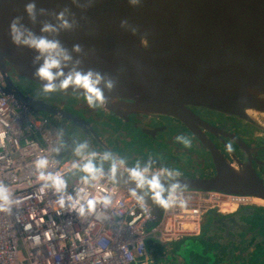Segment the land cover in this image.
<instances>
[{
  "label": "water",
  "instance_id": "1",
  "mask_svg": "<svg viewBox=\"0 0 264 264\" xmlns=\"http://www.w3.org/2000/svg\"><path fill=\"white\" fill-rule=\"evenodd\" d=\"M0 73L2 92L21 109L72 132L89 133L88 123L66 101L28 96L11 76L88 96L121 119L172 117L196 134L210 151L212 173H125L92 157L91 174L130 187L150 207L152 222L172 189L264 199L251 159L231 153L230 162L200 136L191 110L218 111L264 129V0H0ZM207 222L209 241L185 239L159 264L184 263L186 248L191 264H264V214L257 208L210 214Z\"/></svg>",
  "mask_w": 264,
  "mask_h": 264
},
{
  "label": "built area",
  "instance_id": "2",
  "mask_svg": "<svg viewBox=\"0 0 264 264\" xmlns=\"http://www.w3.org/2000/svg\"><path fill=\"white\" fill-rule=\"evenodd\" d=\"M2 84L0 73V264H149L148 239L194 237L209 211L259 206L250 195L178 188L153 223L132 189L102 173L67 177L86 158H59V130L21 109Z\"/></svg>",
  "mask_w": 264,
  "mask_h": 264
},
{
  "label": "flooded vegetation",
  "instance_id": "3",
  "mask_svg": "<svg viewBox=\"0 0 264 264\" xmlns=\"http://www.w3.org/2000/svg\"><path fill=\"white\" fill-rule=\"evenodd\" d=\"M11 77L13 83L24 94L35 99L56 104H59L61 101H66L67 109H74L77 114L83 117L88 123L86 124L87 131L98 138L97 143L93 137L91 138L86 134L84 136L85 141L82 142L75 151V154L78 153L82 158H86L83 162L85 165L89 162L88 160L94 159L92 158L95 156V154L92 153L93 147L97 149L103 147L104 150L103 152L101 151L102 153H99V157H103L105 163L120 162L130 171H157L162 174L171 173L180 175H205L207 173L206 170L214 171L210 151L204 146V142L190 131L186 125L172 117L142 115L139 118L134 114H129V119L123 120L105 111L101 106L99 107L93 100H89V98L84 95L54 88L43 89L22 80L16 75ZM49 93H53L52 97H56L54 95L57 93L59 97L52 99ZM73 95H79V98L75 97L77 101H68ZM83 96L87 100H85ZM191 110L199 116L200 122L197 131L200 136L202 135L206 141L217 147L230 162H232L230 158L231 153H234L241 162L250 158L253 167L264 181V129H262L260 122L251 123L235 116L204 108L191 107ZM63 125L65 127H63ZM207 125L210 126V129L207 128ZM69 126L70 125H68V130L70 132L71 126ZM58 127L62 130V133L68 132L67 126L64 123H59ZM144 128H149L151 131L147 132ZM130 131L138 134V139L141 140L139 143L133 141L132 145H138L140 143L145 144V146L147 144L148 146L151 145V149H155L154 153L156 158L151 155L150 151L142 155L125 156L117 143L120 145L118 141L120 139L122 142L123 139L128 140L132 138L134 140L132 132ZM243 131H245L244 134L242 133ZM111 141L113 143H111ZM184 141L187 142V145L184 144ZM243 146H245V148ZM147 149L150 150L149 147ZM174 151H179L177 156L173 155L175 154ZM170 152H172V154ZM185 153L188 155L194 154V157L197 155L199 161L203 165L202 170L197 169L192 171L189 170L186 163L182 165L180 156ZM116 158L119 161H116ZM74 160L76 159H73V161ZM175 166H181L187 171L185 172L186 174L172 170ZM167 167L171 169L172 172L167 171ZM248 207L257 208L264 213V204ZM241 209L243 208L237 211ZM211 214L218 213L212 211ZM230 214L231 213L225 215L229 216ZM202 227L201 223V228ZM169 256H171V254H169L166 259Z\"/></svg>",
  "mask_w": 264,
  "mask_h": 264
},
{
  "label": "rangeland",
  "instance_id": "4",
  "mask_svg": "<svg viewBox=\"0 0 264 264\" xmlns=\"http://www.w3.org/2000/svg\"><path fill=\"white\" fill-rule=\"evenodd\" d=\"M49 95L52 97L53 93H49ZM54 96L59 97V95L57 93ZM56 97H52V99H56ZM75 97L79 98V95H73L72 97H70L68 99V101H77V99ZM84 99L87 100L86 98H84ZM53 121L55 122L56 120H53ZM55 126L58 127L59 123L58 124L56 123ZM63 127H65V126L63 125ZM130 132H132V131H130ZM244 132L245 131H243L242 133L244 134ZM132 135L134 137V140L132 138H129L128 140L123 139V142H122L121 139L120 140L117 139L120 142V145L118 143H117V145L121 148V150L123 151V153L125 154L126 157L135 156L137 154L142 155V154L148 153V151H150L151 155L154 158H156L155 157V153H154L155 149H151V145L148 146V144H147L145 146V144L140 143V144H138L136 146H133L132 145L133 141H136L137 143H139L141 140L138 139V137H139L138 134L132 132ZM59 136L61 138L60 142H61L62 146L66 147L68 150H70V152H75L77 147H79L81 145V143L85 141V138H84L85 134L74 133L72 131H70L69 133L68 132L67 133H62L61 132V133H59ZM184 142H185L184 144L187 145V142L186 141H184ZM148 147L150 148V150L147 149ZM132 149H133V152H132ZM100 152H101L100 148L97 149V148L93 147V152H92L93 154L97 155ZM174 152H175V154H173V155L177 156V153L179 151H174ZM58 153H57V156L60 157L61 159H64L60 155H58ZM170 153L172 154V152H170ZM180 159L182 161L181 164L184 165L186 163L188 165L189 170H192V171H195L197 169H201L202 170V166L203 165L199 161V157H197V155H196V157H194V154L188 155L187 153H185L184 155L180 156ZM88 161L89 162L86 164V168H87V172L90 174L92 172L94 164L96 165L97 160L90 159ZM172 170L179 171L182 174H186L185 172H187L181 166H175L174 168H172ZM172 170L167 167V171H171L172 172ZM206 171H207V173L211 172L209 170H206ZM67 177H69V174L67 175ZM209 212L212 213V211H209Z\"/></svg>",
  "mask_w": 264,
  "mask_h": 264
},
{
  "label": "crops",
  "instance_id": "5",
  "mask_svg": "<svg viewBox=\"0 0 264 264\" xmlns=\"http://www.w3.org/2000/svg\"><path fill=\"white\" fill-rule=\"evenodd\" d=\"M65 148V147H64ZM63 146L62 148L59 150L58 155H60L62 158H67V159H76L79 158L80 155H78V153L75 154V152H70V150L68 149H64ZM60 158V157H59ZM79 159L75 162V164L73 165V170L71 171V173H69V177L71 176H76V177H85V176H91L94 174H89L87 172V168L86 165L81 163L78 164ZM234 213V212H233ZM211 214V212H207L204 217H203V222H202V226L207 222L208 216ZM202 233V228L200 230V234ZM199 234V236H200ZM190 238H195V237H190ZM152 239H149V241H151ZM155 241V240H153ZM147 242V250H148V254L151 257V262L149 264H159V262L162 260V258H166L169 254L172 253V251L175 250L176 248V242H172L169 244H162L158 241H155L156 244L154 245H149V243ZM158 243V244H157ZM160 244V245H159ZM158 246L162 247V252L157 254L156 252L158 251ZM174 249V250H171ZM155 254L158 255L159 258H156Z\"/></svg>",
  "mask_w": 264,
  "mask_h": 264
},
{
  "label": "trees",
  "instance_id": "6",
  "mask_svg": "<svg viewBox=\"0 0 264 264\" xmlns=\"http://www.w3.org/2000/svg\"><path fill=\"white\" fill-rule=\"evenodd\" d=\"M84 97V96H83ZM86 97V96H85ZM84 97V98H85ZM87 98H88V96H87ZM113 126V125H112ZM117 127H118V125H117ZM82 134H84V133H82ZM111 143H113L112 141H111ZM126 145V144H125ZM133 146H136V145H133ZM259 212L261 211V210H258ZM263 213V212H262ZM264 214V213H263ZM205 227V231L203 230V228ZM206 227H208L207 229H206ZM203 228H202V233L200 234V236L198 235L197 237H195V238H191V239H198V240H201L202 242H206V241H209L210 239H211V237H212V234H211V232L213 231L212 229H210V224H209V222H206L204 225H203ZM185 239H190V238H185ZM185 239H183V240H185ZM183 240H181V241H179V242H176V248H175V250H174V252H176V251H178L179 250V245L182 243V241ZM204 240V241H203ZM149 243V245H154V244H156V242L155 241H153V240H151V241H149L148 242ZM158 244V243H157ZM160 245V244H159ZM172 250V249H171ZM162 252V247H160V246H158V251L156 252L157 254H159V253H161ZM157 254H155V256H156V258H158V259H161V258H159L158 257V255ZM181 254L183 255V259H184V263H182V264H191V256H192V251H190L189 249H182L181 250ZM162 260H166V258H162ZM161 260V261H162Z\"/></svg>",
  "mask_w": 264,
  "mask_h": 264
},
{
  "label": "bare ground",
  "instance_id": "7",
  "mask_svg": "<svg viewBox=\"0 0 264 264\" xmlns=\"http://www.w3.org/2000/svg\"><path fill=\"white\" fill-rule=\"evenodd\" d=\"M220 113V112H219ZM124 120V119H123ZM86 135V134H85ZM87 135L88 136H90L91 138L93 137L94 139H95V141L98 143V138L96 137V136H94L92 133H87ZM114 145V144H113ZM116 161H119V160H117V158H116ZM118 163V162H117ZM111 164H113L114 166H115V163L113 162H109V165H111ZM122 171V170H121ZM122 172H125V173H128V172H131L130 170L129 171H122ZM136 172V171H135ZM155 173V172H157V171H141V172H138V173H145V174H148V173ZM98 173H101V172H99L98 171ZM157 173H159V172H157ZM170 175H171V173H170ZM173 175V174H172ZM118 184V183H117ZM119 185H122V184H119ZM123 187H127V186H124V185H122ZM128 188H130V187H128ZM131 189V188H130ZM180 189H184V190H196V189H193V188H180ZM173 190V189H172ZM135 192V191H134ZM170 192L171 191H169V193L167 194V196L165 197V201H168V200H170L171 198H167L168 197V195L170 194ZM136 193V192H135ZM224 193H226V192H224ZM235 194H237V193H235ZM246 195V194H245ZM250 196H252V195H250ZM253 200L256 202V203H258V204H264V199H262V198H259V197H256V196H253ZM144 204V203H143ZM164 204H165V202H164ZM163 208H164V205H163ZM162 212H163V209H162ZM151 220H152V218H151ZM203 221V220H202ZM157 222V221H156ZM153 223H155V222H153ZM200 228H201V226H200ZM11 232H12V230H11ZM199 234H200V232H199ZM198 234V235H199ZM197 235V236H198ZM197 236H194V237H197ZM185 238H190V237H185ZM185 238H183V239H185ZM183 239H181V240H183ZM149 240V239H148ZM148 240L146 241V247H147V242H148ZM152 240H155V239H152ZM181 240H178V241H175V242H179V241H181ZM155 241H157V240H155ZM159 242V241H158ZM161 243V242H160ZM170 243H172V242H170ZM162 244H169V243H162ZM174 253V251H172V253L171 254H173Z\"/></svg>",
  "mask_w": 264,
  "mask_h": 264
}]
</instances>
